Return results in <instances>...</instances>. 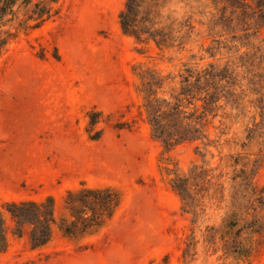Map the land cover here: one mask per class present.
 I'll return each instance as SVG.
<instances>
[{
  "label": "rangeland",
  "instance_id": "374dc122",
  "mask_svg": "<svg viewBox=\"0 0 264 264\" xmlns=\"http://www.w3.org/2000/svg\"><path fill=\"white\" fill-rule=\"evenodd\" d=\"M144 1L170 47L122 31L126 0H58L0 57V264H264V0ZM83 184L121 193L98 231L12 233L5 202L51 195L59 221Z\"/></svg>",
  "mask_w": 264,
  "mask_h": 264
},
{
  "label": "trees",
  "instance_id": "16d2710c",
  "mask_svg": "<svg viewBox=\"0 0 264 264\" xmlns=\"http://www.w3.org/2000/svg\"><path fill=\"white\" fill-rule=\"evenodd\" d=\"M57 1L0 0V57L9 42L19 32L38 28L55 16L58 11ZM144 3V0H126L124 9L119 13L122 31L139 41L152 40L160 49L170 47L171 45H168L169 37L159 35L157 29L151 30L146 26H138L137 17ZM203 91L206 93V97L214 98L207 89L203 88ZM146 108L148 112L152 110L149 105ZM90 114V122H97ZM150 123L153 135L165 145H169L172 141L178 143L185 139H191V137L176 134L170 138L164 137L161 129L162 122L157 114L150 119ZM177 190L184 199L182 191ZM64 203L67 211L66 216L60 218L59 221L56 217L55 199L51 195L40 201L12 200L5 202L4 206L15 223L12 233L21 237L24 235V227L29 226L31 229L28 233V242L32 248H37L50 240L52 225L55 224L65 235L74 238L95 233L114 215L121 203V193L109 185L93 188L83 184L80 188L68 190L64 197ZM235 224L236 222L232 219L226 222V227L232 231ZM255 224L250 225V228H257L258 226ZM8 233L9 226L0 211V254L5 252L8 247Z\"/></svg>",
  "mask_w": 264,
  "mask_h": 264
}]
</instances>
